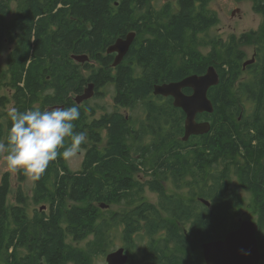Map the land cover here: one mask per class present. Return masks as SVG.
<instances>
[{
	"label": "trees",
	"instance_id": "trees-1",
	"mask_svg": "<svg viewBox=\"0 0 264 264\" xmlns=\"http://www.w3.org/2000/svg\"><path fill=\"white\" fill-rule=\"evenodd\" d=\"M19 1L15 18L6 23L9 0H0V30L7 31L15 43L7 70L0 69V141L7 139L12 108L47 110L75 105L81 115L74 122V131H83L85 109L75 97L89 80L97 87L112 84L115 100L123 107L142 103L145 117L134 124L122 114L102 118L110 141L104 146L97 141L89 148L81 169L72 170L60 156L50 162L36 180L33 193L36 203L49 202L45 209L29 211L21 186L13 202L10 175L4 174L0 184V264H92L96 255L107 251L119 230L131 254L129 264H205L202 244L222 239L238 226L228 216L230 209L241 204L230 188L232 170L248 191H255L257 237L263 252L264 31L228 41L201 37L218 22L210 9L212 0H164L159 5L156 0ZM253 1L255 11L264 12V0ZM130 32H136L137 40L126 60L113 67L108 47ZM249 42L256 46L254 61L244 66L248 59L239 47ZM208 43L213 49L204 58L198 47ZM83 54L96 63L73 58ZM209 65L220 75V82L208 94L214 111L201 113L197 119L210 121L211 129L183 140V110L174 105L173 97L158 100L152 95L153 86L204 74ZM89 66L94 68L87 78L84 71ZM3 85L9 86L10 95L1 93ZM147 133L155 136L148 148L158 141H171L168 153L172 157L166 169L176 186H181L185 175L192 176L194 184L201 186L200 197L208 199L211 207L196 198L169 195L157 180L150 185L160 192L157 205L142 202L122 211L100 207L101 203L133 204L139 199L133 191L138 186L133 177L118 173L127 165L119 156L127 154V139H142ZM182 147H186L185 165L180 162ZM24 178L22 171L20 181ZM172 218L191 222L187 234L178 232ZM90 235L85 248L72 243ZM172 242L176 248L171 247Z\"/></svg>",
	"mask_w": 264,
	"mask_h": 264
},
{
	"label": "rangeland",
	"instance_id": "rangeland-1",
	"mask_svg": "<svg viewBox=\"0 0 264 264\" xmlns=\"http://www.w3.org/2000/svg\"><path fill=\"white\" fill-rule=\"evenodd\" d=\"M163 1L164 0H156L155 4L159 5ZM171 1H176V0H171ZM19 5H20L19 0H9V11L4 19L6 23L11 22L15 18ZM210 9L217 14L218 22L217 24L213 25L210 29H208L205 33L201 35V37L207 40L211 38L214 39L221 38L224 41H228L232 39L233 36H235L237 39L246 33L251 34L252 32L255 31L258 33V35H261L264 31V12L255 11L253 0H212L210 3ZM0 35H2L0 39V69L2 71H6L9 63V56L11 51L15 47V43H11L7 31L0 30ZM239 48L245 52L246 59H248V61L253 60V56L256 51L255 44H253L252 42H249L247 44H240ZM212 49L213 48L210 43L202 44L199 45L198 47V50L201 52L204 58H207L210 55ZM90 64H95V61L91 60ZM93 68H94L93 66H89L84 71L86 77L92 72ZM246 72L247 71L243 72L242 74L243 77L246 76ZM87 78H89V76ZM105 85L106 84L102 85L101 87H98L99 92H97L95 96L91 100H89L85 105H80L85 109L84 122L86 121L94 122V119L96 120V118H97L96 121H101V119L104 118L105 116H108L115 112H120L124 116L128 115L131 124H134L135 121L138 122L144 119L145 110L144 107L142 106L143 105L142 103H138L135 107L130 106L129 108L126 109L125 107L119 105L115 101L116 92L114 86L110 83H107L106 86ZM100 90H103L104 92L101 93ZM96 91L97 90H95V92ZM1 93L10 95L11 90L9 89V86L3 85L1 89ZM94 116H96V118H94ZM98 131L100 133V137L102 138L107 137L108 130H105L104 128L102 129L98 128ZM146 139L150 140L151 138L147 137ZM126 141H129L128 143L131 147H135L136 139L134 137H130ZM85 144L87 146L92 145L93 141H89L87 137V141ZM85 150L86 147L84 146V144H82L81 153L76 158L67 161L69 167L72 170L76 171L82 168L83 160L85 156ZM131 153L137 157V153L135 150H132ZM146 153L149 152H143V154ZM151 160L152 157L149 156L145 161H141L139 163L136 162L134 166L131 165V167L129 168L124 167V169L125 170L128 169L133 172L132 177H133V183L135 185H138V187L144 185V190L140 191V193L138 192V195L136 196V198L140 199L139 202L147 201L149 203L157 204L158 194L157 192L151 190L150 186L148 185V181L152 179V175L154 174L152 173V170L157 169V167L154 166V161L156 160V158L153 159V161ZM21 172L22 171L20 170L9 171L4 166L2 159H0V184L2 182V178L4 174L8 173L10 175V181L13 186L12 192L10 194V199L14 202L15 195L18 191V187L21 186L24 193L26 194V204H27L26 207L29 211H33V209L36 208L39 209L44 205L49 206V202L44 201L41 203H36L33 200V193L36 185V180H32L30 177L25 176L24 180L20 181ZM162 182L165 185L166 191L170 194H174L177 197L190 200L192 198H196L200 196V190H199L200 186L195 185L193 181L190 183V180L188 178H186L185 181H181L180 188L176 186L173 179ZM230 188L236 193V195L241 201V204L239 206H235L232 209H230L228 216L231 217L232 220H236V221H238L239 219H249V220L257 221L259 204L255 200V191H248L242 185L240 178L234 173L233 170L230 175ZM119 208L124 209L125 204L112 205V209H119ZM186 227L187 229H189L191 227V222L187 221ZM91 239H92V235H90L88 238L82 241L72 240V243L81 248H85L87 243ZM124 245L125 242L122 232L120 230L116 231L112 236V242L111 244H109L107 251L96 255L92 259V264H105L106 255L113 250L123 247ZM136 253L137 254L139 253V248L136 249ZM68 264H75V263L69 262ZM258 264H264V251H263L262 259Z\"/></svg>",
	"mask_w": 264,
	"mask_h": 264
},
{
	"label": "water",
	"instance_id": "water-1",
	"mask_svg": "<svg viewBox=\"0 0 264 264\" xmlns=\"http://www.w3.org/2000/svg\"><path fill=\"white\" fill-rule=\"evenodd\" d=\"M137 37L136 32H130L125 37H119L108 47L109 53H117L114 65H119L129 53ZM77 61L85 62L87 54L74 55ZM254 61H246L244 66ZM220 82V75L214 65H209L204 74H190L182 80L158 83L154 87L156 95L171 96L174 105L185 114V135L188 140L192 135L204 134L210 131L208 120L199 121L201 113H213L214 105L209 98V90ZM96 84L90 82L82 93L75 97L77 103L89 100L95 95ZM190 89L187 93L185 90ZM63 107V106H60ZM57 108V107H56ZM202 201L211 206L210 201ZM109 205L101 203L100 207ZM42 209H45L43 206ZM259 224L249 219H239L237 228L229 230L222 239L207 241L202 244L205 264H257L262 258V251L258 244ZM130 256L125 247H120L108 253L105 264H127Z\"/></svg>",
	"mask_w": 264,
	"mask_h": 264
},
{
	"label": "clouds",
	"instance_id": "clouds-1",
	"mask_svg": "<svg viewBox=\"0 0 264 264\" xmlns=\"http://www.w3.org/2000/svg\"><path fill=\"white\" fill-rule=\"evenodd\" d=\"M80 115L75 105L47 110L12 108L7 139L0 141V159L4 166L9 171L20 170L32 180H39L58 156L65 161L76 158L87 141L86 132L74 131V122Z\"/></svg>",
	"mask_w": 264,
	"mask_h": 264
},
{
	"label": "flooded vegetation",
	"instance_id": "flooded-vegetation-1",
	"mask_svg": "<svg viewBox=\"0 0 264 264\" xmlns=\"http://www.w3.org/2000/svg\"><path fill=\"white\" fill-rule=\"evenodd\" d=\"M136 40H137V37H136ZM135 40V41H136ZM135 43V42H134ZM107 52H108V50H107ZM106 52V53H107ZM109 53V52H108ZM107 53V54H108ZM108 55H110L111 57H112V66L113 67H116V66H114L113 65V63H114V61H115V58H116V55H117V53H109ZM128 55V54H127ZM126 55V56H127ZM126 56H125V58L123 59V61L121 62V63H123L125 60H126ZM91 60L92 61H95V63H96V60H94V59H91L90 58V61H89V63L88 64H90V62H91ZM120 63V64H121ZM119 64V65H120ZM90 82H94V81H89V83ZM88 83V84H89ZM87 84V85H88ZM96 84V83H95ZM156 84H158V83H156ZM156 84H154V86H153V90H152V95L153 96H155L158 100H160V101H165L166 99H168L169 97H171V96H162V95H156L155 93H154V87H155V85ZM86 85V86H87ZM107 85V84H106ZM105 85V86H106ZM85 86V87H86ZM95 90H97L96 91V93L97 92H99V90H98V87H97V84H96V89ZM101 91V93H103L104 91L103 90H100ZM186 91V90H185ZM187 93H190L191 92V90H187L186 91ZM95 93V94H96ZM95 96V95H94ZM93 96V97H94ZM92 97V98H93ZM92 98H90L89 100H91ZM89 100H86V101H84V102H82V103H80L81 105H85ZM116 101V100H115ZM120 105V104H119ZM130 106H128V107H125L126 109L127 108H129ZM113 114H122V113H120V112H115V113H113ZM94 118H96V116H94ZM126 118H127V121H128V123L129 124H131V121H130V118L128 117V115L126 116ZM96 120H97V118H96ZM95 119H94V122H85V125H86V127L84 128V131L86 132L87 131V137H88V140L89 141H93V144L92 145H86L85 143H84V146L86 147V150H85V153L87 152V150L89 149V148H91L93 145H96L97 144V141H100V146H104L105 145V143H106V141H110V138H109V136H108V133H107V137L106 138H102V137H100V133H99V131H98V128H104L105 130H108V125H106V124H101L102 122L101 121H99L98 123H97V121H96ZM110 125H112V123H109ZM136 128H138V125L136 126V125H134ZM96 135H98V137H99V139L98 140H96L95 139V137H96ZM147 137H149V138H151L150 140L149 139H146ZM134 138L136 139V141H135V143H136V145H135V147H131L130 145H129V141H127V143H126V146H127V154H125V155H121V156H119V159L120 160H124L123 161V163L122 164H127L126 165V167H131V165L132 166H134L135 165V163L137 162V163H139V162H141V161H145L146 159H147V157H152V160L151 161H153V159H155L156 158V160L154 161V166H156L157 167V169H153L152 170V173H154L153 175H152V179L151 180H149L148 181V185L150 186L151 185V183L152 182H155L156 180L157 181H159L160 182V184H163V182L162 181H166V180H172L174 177H173V175L171 174V172H170V170L168 171L166 168H167V166H168V161L170 162V159H171V157H172V153H168V151H169V149H171L172 148V145H171V141H158V143L157 144H153L150 148H148V146L152 143V142H154V140H155V136L153 135V134H151V133H147L142 139H138L137 137H135L134 136ZM140 144H142V145H144L145 147H138ZM132 150H135L136 151V153H137V157L135 156V155H133L132 153H131V151ZM139 151V152H138ZM175 151H177L176 149H174V152ZM179 151H182V154L180 155L181 156V159H180V162H181V164L182 165H185V161H184V159H183V157H185V154H186V147L185 148H183L182 147V149H179ZM143 152H149V153H146V154H143ZM85 157V156H84ZM84 161V160H83ZM162 169L163 170H165V171H163L162 172ZM118 173L120 174V176H131L132 177V171L131 170H121V169H118ZM169 173H170V175H169ZM148 174H151V173H148ZM162 176H165V177H167V178H162ZM156 177V178H155ZM186 178H188L189 180H190V183L193 181V178H192V176H190V175H185L182 179H181V181H185L186 180ZM161 179V180H160ZM174 180V179H173ZM146 183V182H145ZM176 184V183H175ZM164 185V184H163ZM195 185H197V184H195ZM200 186V185H199ZM164 187H165V185H164ZM178 187V186H177ZM181 187V186H180ZM180 187H178V188H180ZM150 188H151V186H150ZM133 189V188H132ZM142 189V190H141ZM166 189V188H165ZM144 190V185H142L141 187H138V186H136V187H134V189H133V191L134 192H139L140 193V191H143ZM151 190H153L152 188H151ZM200 191H201V186H200V189H199ZM153 191H155V192H157V194H158V203L157 204H159L160 202H161V195H160V192H158V191H156V190H153ZM168 193V192H167ZM169 195H174V194H170V193H168ZM175 196V195H174ZM177 197V196H176ZM178 198H180V197H178ZM204 197H200V196H198V197H196V199H199L201 202H203L202 201V199H203ZM181 199H183V198H181ZM205 199V198H204ZM139 200L140 199H138L137 200V202L136 203H133V204H131L129 201H127V202H125V203H117L118 205H124L125 204V208H129V207H134V206H136V205H139L140 203H144V202H147V201H141V202H139ZM183 200H187V199H183ZM208 200V199H207ZM147 203H149V202H147ZM204 203V202H203ZM106 204V203H105ZM152 204H155V205H157L156 203H152ZM107 205H109L108 207H101L102 209H109V208H111L112 209V205L111 204H107ZM205 205H207V204H205ZM208 207H211V206H209V205H207ZM124 208V209H125ZM114 210H117V211H122L123 209H114ZM165 217H167V218H170V217H168V216H166L165 215ZM172 220V223H174V224H176V225H178L179 226V233H185V234H187V227H186V222H183V221H181L180 219H178V218H172L171 219ZM190 222V221H189ZM238 222V225H239V220L237 221ZM183 226V227H182ZM176 241V240H175ZM211 241V240H210ZM176 243L175 242H172L171 243V247L172 248H176ZM123 247H125V246H123ZM126 251L128 252V254H129V256H130V259H129V262L127 263V264H129L130 263V260H131V254H130V252L126 249ZM262 254H263V252H262ZM108 255V254H107ZM107 255H106V258H107ZM204 256V255H203ZM205 259V258H204ZM262 259V258H261ZM260 262V261H259ZM258 262V263H259ZM257 263V264H258Z\"/></svg>",
	"mask_w": 264,
	"mask_h": 264
}]
</instances>
